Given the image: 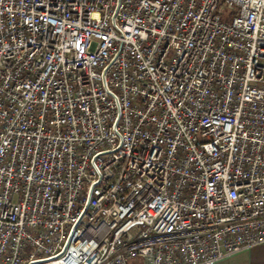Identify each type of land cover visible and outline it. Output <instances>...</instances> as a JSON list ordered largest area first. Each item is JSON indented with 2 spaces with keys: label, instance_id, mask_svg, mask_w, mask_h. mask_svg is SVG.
<instances>
[{
  "label": "built area",
  "instance_id": "built-area-1",
  "mask_svg": "<svg viewBox=\"0 0 264 264\" xmlns=\"http://www.w3.org/2000/svg\"><path fill=\"white\" fill-rule=\"evenodd\" d=\"M259 243L264 0H0V264Z\"/></svg>",
  "mask_w": 264,
  "mask_h": 264
},
{
  "label": "crops",
  "instance_id": "crops-1",
  "mask_svg": "<svg viewBox=\"0 0 264 264\" xmlns=\"http://www.w3.org/2000/svg\"><path fill=\"white\" fill-rule=\"evenodd\" d=\"M213 264H264V243L247 247Z\"/></svg>",
  "mask_w": 264,
  "mask_h": 264
},
{
  "label": "rangeland",
  "instance_id": "rangeland-1",
  "mask_svg": "<svg viewBox=\"0 0 264 264\" xmlns=\"http://www.w3.org/2000/svg\"><path fill=\"white\" fill-rule=\"evenodd\" d=\"M231 14L229 11L227 10H223L220 14V20H223V21H229L231 19ZM136 263H139V260L138 259H131V260H128V264H136Z\"/></svg>",
  "mask_w": 264,
  "mask_h": 264
}]
</instances>
